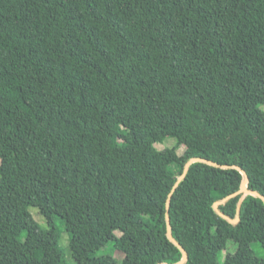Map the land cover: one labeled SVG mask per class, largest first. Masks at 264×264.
Listing matches in <instances>:
<instances>
[{"label": "trees", "instance_id": "trees-1", "mask_svg": "<svg viewBox=\"0 0 264 264\" xmlns=\"http://www.w3.org/2000/svg\"><path fill=\"white\" fill-rule=\"evenodd\" d=\"M193 157L183 264H264V0H0V264L180 261Z\"/></svg>", "mask_w": 264, "mask_h": 264}, {"label": "rangeland", "instance_id": "rangeland-1", "mask_svg": "<svg viewBox=\"0 0 264 264\" xmlns=\"http://www.w3.org/2000/svg\"><path fill=\"white\" fill-rule=\"evenodd\" d=\"M175 143H176V139L172 136H169L165 139V141L163 143H157L156 147L158 149H164L165 147L173 146ZM184 150H185V148H180L179 152L183 153ZM31 211H32L35 219L42 226H44V227L48 226L46 219L39 213V209L37 207H31ZM55 223L62 231L64 230L62 232L61 244L65 247L66 258L68 259L69 262L75 263V259L72 256V251L69 248V234H68V232L65 231V228H64L61 220H59V218L55 219ZM253 247L255 248V250L259 256H264V250L261 247H259L257 245V243H254ZM106 253L112 254L117 259L118 264H121V260L123 258V253L121 251L115 249L112 244H109L106 247L102 248L98 254H106ZM225 255H226L225 250L220 253L219 260L221 263L224 261Z\"/></svg>", "mask_w": 264, "mask_h": 264}, {"label": "water", "instance_id": "water-1", "mask_svg": "<svg viewBox=\"0 0 264 264\" xmlns=\"http://www.w3.org/2000/svg\"><path fill=\"white\" fill-rule=\"evenodd\" d=\"M195 161H204V162L210 163L212 165L220 166V164H218L217 162H214L212 160H209V159H206V158H202V157H193L186 163L185 168H184V172L179 177L177 182L174 184L172 190L170 191V193L168 195V199H167V203H166V206H167V212H166L167 235H168V237H169V239L171 241H173L176 245H178L180 247V249L183 252V257H182V259L180 261H178L176 263L161 262L159 264H183V263H185L188 260L189 254H188L187 250L182 246V244L178 240L175 239V237L172 234L171 219H170V214H169V199L172 196V193L176 189V187L179 184V182L185 177V175H186V173H187V171L189 169V166ZM223 166L227 167V165H223ZM237 167L242 171V173L244 175V179L242 181V186H241V191H243L245 194H253V195L259 196L264 201V194H261L260 192H258L256 190L248 188L247 184H248V181H249V176H248L247 172L245 170H243L241 167H239V166H237ZM227 198L228 197H226L224 200H226ZM214 207H215V209H218V202L215 203ZM231 221L232 222H236V221H238V219H234V220H231Z\"/></svg>", "mask_w": 264, "mask_h": 264}]
</instances>
